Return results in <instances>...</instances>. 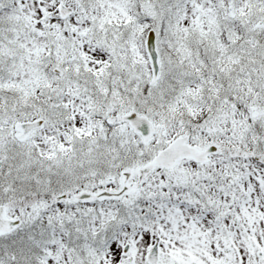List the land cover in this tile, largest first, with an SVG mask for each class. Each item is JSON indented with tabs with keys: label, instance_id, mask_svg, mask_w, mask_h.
<instances>
[{
	"label": "snow or ice",
	"instance_id": "snow-or-ice-1",
	"mask_svg": "<svg viewBox=\"0 0 264 264\" xmlns=\"http://www.w3.org/2000/svg\"><path fill=\"white\" fill-rule=\"evenodd\" d=\"M0 264H264V0H0Z\"/></svg>",
	"mask_w": 264,
	"mask_h": 264
}]
</instances>
